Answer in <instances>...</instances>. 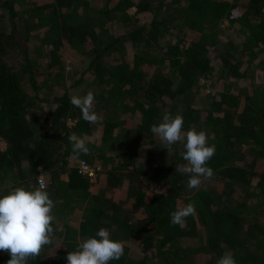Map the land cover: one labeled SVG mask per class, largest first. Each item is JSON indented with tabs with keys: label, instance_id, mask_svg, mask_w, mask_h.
Masks as SVG:
<instances>
[{
	"label": "trees",
	"instance_id": "obj_1",
	"mask_svg": "<svg viewBox=\"0 0 264 264\" xmlns=\"http://www.w3.org/2000/svg\"><path fill=\"white\" fill-rule=\"evenodd\" d=\"M23 1L0 0L11 25H0V139L7 142L0 195L35 190L43 178L56 214L53 243L29 264H67L78 238L101 228L125 245L109 264H216L225 252L237 264H264V222L250 215L264 213V83L255 82L264 79V0H28L18 10ZM224 21L238 26L241 43L218 38ZM28 31L35 41L24 38ZM68 52L82 64L73 86ZM219 67L240 88L199 92L202 77L216 84ZM82 83L94 93L99 125L70 103ZM198 95L211 99L205 113L194 105ZM166 112L216 146L207 164L215 176L197 189L175 172L187 163L183 144L167 152L151 132ZM71 133L86 139L91 154L79 159L101 167L96 179L70 165L79 160ZM153 183L169 191H153ZM222 185L261 198L229 203ZM190 202L196 214L183 229L171 225L170 213ZM75 212L79 226L71 228ZM194 235L199 245L183 243ZM57 241L58 252L48 255ZM10 258L0 251V264Z\"/></svg>",
	"mask_w": 264,
	"mask_h": 264
},
{
	"label": "clouds",
	"instance_id": "obj_2",
	"mask_svg": "<svg viewBox=\"0 0 264 264\" xmlns=\"http://www.w3.org/2000/svg\"><path fill=\"white\" fill-rule=\"evenodd\" d=\"M70 103L80 109L82 118L89 124L103 122V117L94 109L95 96L91 91L84 96L72 95ZM183 127L182 115L173 116L166 112L161 123L151 126V132L159 138L161 148L167 149V152L173 150L174 144H183L184 151L180 155L187 163L176 164L175 172L188 176L187 187L192 190L214 178V170L207 164L215 155L216 146L209 144L205 131H197L193 126L185 133ZM68 140L75 159L91 154L84 137L71 133ZM54 208L55 202L46 190H42V186L35 190L16 187L0 197V251L10 255L7 264H29L41 255L45 246L53 243ZM195 214V202H190L170 213V223L183 229L186 219ZM124 252V242L111 239L109 230L101 228L95 237L82 242L78 238L77 249L69 252L66 260L67 264H109L110 261L120 260ZM216 264H237V261L231 253L225 252Z\"/></svg>",
	"mask_w": 264,
	"mask_h": 264
},
{
	"label": "rangeland",
	"instance_id": "obj_3",
	"mask_svg": "<svg viewBox=\"0 0 264 264\" xmlns=\"http://www.w3.org/2000/svg\"><path fill=\"white\" fill-rule=\"evenodd\" d=\"M29 4L30 3H29L28 0L23 1L21 4H19L18 10H21L22 8H26ZM129 13L130 14H134L135 13V8H131L129 10ZM0 14H3V9L1 7H0ZM140 18H141V21H145L147 19V16L143 15ZM0 25L6 26L8 30L10 29L11 25H10V21L7 19V14L6 13H4L2 17H0ZM117 25H119V23H117ZM240 33H241V35L243 34L241 31H240ZM240 33H239L238 26H236V25L233 26L230 23H228L227 21H224L220 25V30H219V33H217V36H218L219 39L221 38L222 42L227 43L228 41H232V43L238 45L239 43H241L244 40L243 36H241ZM23 35H24V38L29 39L32 42L35 41L36 37L38 36V34L36 32H35L36 37L33 36V34L30 31L23 33ZM208 38H212V37L209 35ZM216 39H217V37H216ZM164 40H166V39L163 38L161 41L164 43ZM69 51H71V50L69 49ZM127 57H130V55H127ZM245 60H247V56H245ZM255 66H256V64H254V67ZM81 67H82V64L80 63V61L76 60L75 57H72L71 56V52H68V63H67V69H66L68 86H73L74 85L75 77H76L75 74L72 73L74 71V69L75 68H81ZM221 71H222V68H220V67L215 71L216 74H215L214 77L216 79V84L213 81L214 79L207 80V79H204V77H202L200 79V82H199L200 86H201L200 89H199L200 90L199 92L210 93L211 90H212V93H213V91H214L213 87H215L217 91H220L221 89L223 90V89L228 88V87H230V88H240L237 85H229V84H227V83L230 82V79L226 78V77H223V76L221 77L220 76L221 75ZM86 81H87L86 82V84H87L88 81H89V76H86ZM255 82L258 83V84H262V83H264V79H259L258 81H255ZM86 84L82 83L77 88L73 87V89L71 90L72 95H79V96L86 95L85 94ZM210 101H211L210 98H206V97H204L202 95H198L197 99L194 102V105H195V107L197 109H199V110L203 111V113H205V109L210 105ZM40 119L42 120V117H40ZM6 146H7V142L5 141V139L1 138L0 139V147L2 149H5ZM75 161L77 162V160H70V165L71 166H76L78 162L76 163ZM102 178H103V176H102ZM102 178L101 179L99 178L98 181L103 180ZM94 181H96V180H94ZM212 186H216V185H212ZM150 188L153 191H157V192H165V193H167L169 191V188H168L167 185H159V184H156V183L151 184ZM220 189L222 190V192H224L225 198H226L227 202H229V203H236V202L245 201V203L254 204L257 201H259L260 198H261L256 193H252L251 195L246 196L244 194V192L242 190H240V189H232V188H229V187H224L223 185L220 187ZM251 192H253V191H251ZM191 194H188L189 195L188 198H190L192 196ZM0 197H1V195H0ZM250 212L253 213V214H250V215H253V218L255 220L258 219V216H260L261 217V221L263 220L262 222H264V213L263 212H261V214H259L260 211H254L253 212V211L250 210ZM248 215H249V213H248ZM79 217L80 216L79 215L77 216L76 212H75L73 217L70 219L71 223H67V226H70L71 228L78 227L79 223H76V222H79V219H78ZM252 220L253 219L250 217L248 222L252 221ZM58 237L56 238V240H59ZM182 241H183V243H185L186 245H189L191 247H195V246L200 244V240H199V236L198 235L191 236L190 238L183 239ZM59 243H61V242L57 241L55 243L54 247L50 249V251H52V252L50 254H48V255H53V254H56L58 252V246H60ZM132 254L136 258L139 257L138 253H134L133 252Z\"/></svg>",
	"mask_w": 264,
	"mask_h": 264
},
{
	"label": "built area",
	"instance_id": "obj_4",
	"mask_svg": "<svg viewBox=\"0 0 264 264\" xmlns=\"http://www.w3.org/2000/svg\"><path fill=\"white\" fill-rule=\"evenodd\" d=\"M77 169L79 170V172L81 174H86L92 177V179H96V175L98 173V171L101 169V167L99 165H93L91 164L89 161L85 160V159H79L78 163H77ZM39 186L41 188H44L46 186V183L44 181L43 178H41L39 180Z\"/></svg>",
	"mask_w": 264,
	"mask_h": 264
}]
</instances>
